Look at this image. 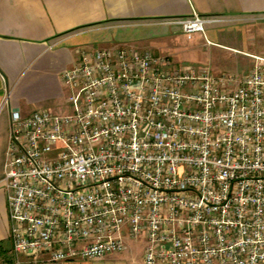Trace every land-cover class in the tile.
Segmentation results:
<instances>
[{
	"label": "built area",
	"instance_id": "obj_1",
	"mask_svg": "<svg viewBox=\"0 0 264 264\" xmlns=\"http://www.w3.org/2000/svg\"><path fill=\"white\" fill-rule=\"evenodd\" d=\"M227 20L163 22L191 38ZM77 54L62 72L70 112H12L16 264L102 259L140 239L144 264H264V57L238 79L131 44Z\"/></svg>",
	"mask_w": 264,
	"mask_h": 264
},
{
	"label": "crops",
	"instance_id": "obj_2",
	"mask_svg": "<svg viewBox=\"0 0 264 264\" xmlns=\"http://www.w3.org/2000/svg\"><path fill=\"white\" fill-rule=\"evenodd\" d=\"M194 13L229 20L209 23L191 38L163 22ZM181 36L198 39L193 47L212 46L214 72L235 69L242 76L255 56L264 57V0H0V104L9 95L0 111V264H16L3 181L12 112H70L62 72L77 63L79 47H150L179 64ZM133 256L129 248L102 259L29 264H135Z\"/></svg>",
	"mask_w": 264,
	"mask_h": 264
},
{
	"label": "rangeland",
	"instance_id": "obj_3",
	"mask_svg": "<svg viewBox=\"0 0 264 264\" xmlns=\"http://www.w3.org/2000/svg\"><path fill=\"white\" fill-rule=\"evenodd\" d=\"M181 50L182 52L178 57L175 58V61L179 63L181 66H208L209 64V54L212 49V46H201V47H193L195 44L199 43L197 39L196 42L188 40L186 37L181 36ZM137 46V45H136ZM140 48H150L138 46ZM152 49V48H150ZM153 50V49H152ZM247 72V71H246ZM245 72V73H246ZM226 73L234 74L240 79L241 72L238 70H227ZM144 247L145 243L143 239L138 241L131 240L130 241V249L133 250L134 263L140 264L142 262V256L144 255Z\"/></svg>",
	"mask_w": 264,
	"mask_h": 264
}]
</instances>
